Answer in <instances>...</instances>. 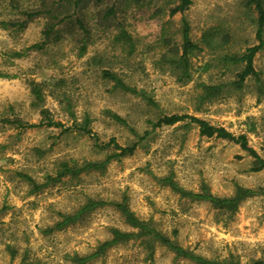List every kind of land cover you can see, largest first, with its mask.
<instances>
[{"label": "rangeland", "instance_id": "1", "mask_svg": "<svg viewBox=\"0 0 264 264\" xmlns=\"http://www.w3.org/2000/svg\"><path fill=\"white\" fill-rule=\"evenodd\" d=\"M192 1L184 14L174 16L177 0L93 3L82 12L84 30L64 32L60 41L40 50L29 47L44 44L45 19L23 30L0 28V71L11 77L0 78V264H196L144 238L117 243L79 262L110 241L113 230L138 232L117 203H126L140 221L194 255L220 263L264 260V196L247 198L232 212L186 194L230 198L240 187L261 191L264 170L253 172V158L239 145L203 137L188 120L156 129L149 124L163 115L197 117L246 135L264 158V49L254 59L261 86L249 79L235 90L229 83L242 66L222 61L257 43L255 14L245 6L247 0ZM36 5L33 0H0V20L22 22V11ZM111 7L116 14L106 17ZM183 17L199 46L190 55L186 83L163 61L165 54L172 56L171 47L182 43ZM123 30L131 44L121 39ZM105 70L140 95L115 87L104 78ZM31 82L42 90V107L34 105ZM219 84H225L219 95L205 96L204 86ZM42 108L62 126L22 130L4 122L38 124ZM86 121L98 144L78 130ZM111 139L137 148L103 170L56 179L63 164L80 168L119 153L100 146ZM25 176L45 186L35 190ZM90 201L107 205L57 228Z\"/></svg>", "mask_w": 264, "mask_h": 264}, {"label": "trees", "instance_id": "2", "mask_svg": "<svg viewBox=\"0 0 264 264\" xmlns=\"http://www.w3.org/2000/svg\"><path fill=\"white\" fill-rule=\"evenodd\" d=\"M14 1V0H12ZM36 2L35 7H31L26 11H22L26 16V19L22 22H12V21H4L0 20V28L5 30H10L14 28H18V30H23L27 27L30 22H33L37 18H43L46 20L44 36L45 41L44 44H35L29 47V50H40L44 48L45 45L50 43H56L60 41L63 37L64 32L68 34H73L75 28L85 29V20L84 17H81L82 12L86 7L90 4L97 3L101 4L103 0H33ZM139 1V0H137ZM192 0H177V5L171 9V16L176 14H184L192 5ZM245 6L255 14L254 23L256 25V41L257 43L247 47L243 52L240 53H228L222 57V61L227 64L232 65H240L242 69L236 74V79L229 83V85L235 90H242L245 87L246 82L249 79H253L256 84L259 86L262 85V80L260 78V73L255 69L254 59L255 56L264 49V0H247L245 2ZM115 8L111 7L105 13L106 17H110L115 15ZM121 39L125 40L127 43L131 44V36L126 32H121ZM181 38L182 43L179 48L171 47L169 50L172 53V56L169 57L167 54L164 55L163 61L165 63H170L175 72L177 73V77L181 82H188L190 80V55L199 50V46L194 43L190 37V25L189 22L183 17L182 26H181ZM86 52V47L83 46L81 48V54ZM104 78L114 82L115 87L119 88L125 92H131L133 94L140 95V93L127 85L116 73L105 70L103 72ZM0 78H11L9 75L2 73L0 71ZM32 92L35 98L34 105L36 107H42L43 103V95L42 90L38 83L31 82ZM225 87V84H219L215 86H204L205 96L206 97H215L220 94L222 89ZM147 102L157 107V104L150 98L144 97ZM42 119L38 124H29L24 123L19 119H5L4 122L10 125H14L16 128L27 130L33 128H41V127H60L62 126L59 122H55L50 117V112L48 109H41ZM113 119L123 125L128 127V123L125 119L118 115H113ZM188 120L187 125H195L199 128V133L203 137L207 138H218L222 140H227L229 142L235 143L240 146V148L246 152L249 156L253 158V172H261L264 170V158H262L256 150H254L248 142L246 135H234L224 127H217L211 125L209 122L199 119L197 117L189 116V115H163L159 117L156 121H149V124L153 129L162 127V126H173L177 123L184 122ZM89 122L86 121L84 126L79 127L83 134L92 136L95 141L99 142L98 137L93 134L91 129L88 128ZM149 135L147 132L145 136ZM142 137L141 140H143ZM103 148L113 147L116 150H119V153H115L114 155L108 156L102 162H93L88 163L83 167H70L68 164H63V170L57 175L56 179L65 176V175H78L85 171H97L103 170L114 158L124 157L133 155L137 144H133L128 147H122L117 144L115 139H111L106 144L100 145ZM25 178L31 182L34 186L35 190L42 188L45 185H37L33 179L29 176H25ZM55 179V180H56ZM54 181L53 178H49V181ZM47 182V183H48ZM165 182L173 184L172 180L167 178ZM46 183V184H47ZM188 196L192 198L208 202L214 208L217 209H226L229 211H236L239 207L240 203L247 198L254 196H264V190L258 191L253 189L246 188H238L235 195L230 198H220L214 196L209 193H186ZM107 205V203L103 201H90L86 204L81 210H79L73 216H67L64 221L57 225V228H61L68 224H71L81 218V216L89 211H92L98 207H102ZM117 209L120 210L122 215L125 217L127 223L136 229L138 232H122L120 230H113L112 235L113 238L110 241L103 243L100 248L91 256L85 257L79 260L81 263L87 262L89 259L97 257L101 255L106 249L120 242L128 241L134 238H144L150 242H156L163 246L169 248L172 252L176 254L177 257H182L185 259H189L196 264H237V263H220L213 260H208L203 257L194 255L193 253L185 250L184 248L178 246L174 243L170 238L164 236L156 229L151 227L150 225L140 221L133 213L130 211L126 203H117L113 204ZM247 264H264V260L254 261L253 263Z\"/></svg>", "mask_w": 264, "mask_h": 264}]
</instances>
